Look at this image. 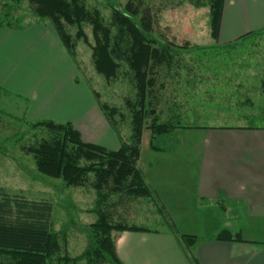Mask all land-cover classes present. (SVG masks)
<instances>
[{"label": "rangeland", "instance_id": "374dc122", "mask_svg": "<svg viewBox=\"0 0 264 264\" xmlns=\"http://www.w3.org/2000/svg\"><path fill=\"white\" fill-rule=\"evenodd\" d=\"M85 1L89 8H98L109 20L110 1L121 7L129 0ZM147 2L155 16L157 35L165 36L167 41L176 45H192L184 52L186 66L192 69L186 68L180 77L167 81L164 96L168 95L159 109H162L159 113L161 120L176 114L179 116L176 125L190 127V130L178 128L169 134L167 143L159 140L156 145L165 149L188 147V139L205 135L199 129L237 125L229 116L231 114L239 118V123L264 125V30L223 44L224 35L218 42L211 36L209 0ZM246 2L249 9L239 18L227 10L224 25L226 21L237 20L251 23L255 20V24L264 25V0H258L256 4L250 0ZM5 3L0 0V22L13 25L0 29V110L8 115L0 117V188L12 194L52 201L54 229L65 234L67 252L77 256L87 248L89 225L97 220V216L90 212L94 207L95 191L88 185L68 187L60 179L40 174L33 156L21 149L22 144L16 143L14 136L23 131L29 132L27 143L37 136H44L39 131L29 130L30 124L39 121L33 120L30 111L40 103L30 105L26 98L36 89L40 90V95L44 91L47 96L54 93L58 101L71 102L63 104L65 112L59 116L54 110L47 111L46 115L60 121L71 119L84 141L98 142L114 151L131 138V116L126 109V98L133 96L132 87L124 78L118 82H107L100 76L94 69L91 49L82 41L77 48V60L73 58L51 22L31 16L28 0H21L16 12H4ZM70 30L75 34L74 28ZM87 32L91 37L90 27ZM100 102L118 107L122 112L115 118L116 125L102 111ZM246 103L248 106L243 107ZM150 124L151 119H148L144 130L147 143L153 136L148 127ZM209 132L213 134L212 130ZM179 154L175 158L184 156L182 152ZM188 159L184 157V160ZM188 165L193 170L192 164ZM147 200L141 198L134 205L130 204V208L119 209L117 220L121 216L122 221L129 225L164 230V220L156 215ZM228 211L223 214L224 218L230 219L231 212ZM190 227L197 228L196 225ZM114 235L117 236L116 233Z\"/></svg>", "mask_w": 264, "mask_h": 264}, {"label": "trees", "instance_id": "16d2710c", "mask_svg": "<svg viewBox=\"0 0 264 264\" xmlns=\"http://www.w3.org/2000/svg\"><path fill=\"white\" fill-rule=\"evenodd\" d=\"M4 1V12H16L21 4V0ZM28 1L31 16L50 21L73 58L77 60V48L82 41L91 49L93 66L100 76L107 82L124 78L130 84L133 96L126 98V109L131 116V138L120 149L112 151L84 141L72 123L52 120L29 123V130L44 134L40 138L36 135L37 138L30 143L25 142L29 132L15 135L16 143L22 144L21 149L33 156L40 174L60 179L68 187L91 186L96 198L90 212L97 216V220L89 225L85 251L72 256L67 252L65 234L54 229L52 201L32 199L0 188V264H123L117 253L114 234L150 230L129 225L121 216L117 220V211L128 201L132 203L143 198L152 200L163 218L168 216L138 168V161L148 119H151L148 127L153 134L151 147L154 150H164L157 147L154 140L182 128L176 125L178 115L171 114L161 120L159 113L162 109H159L168 95L164 96L167 81L180 77L186 68L192 69L184 60V52L192 45H176L167 41L165 36L157 35L155 16L147 0H129L121 7L110 1L109 20L98 8H89L85 0ZM209 2L211 36L218 42L225 0ZM5 25L13 24L0 22V29ZM88 27L91 28V37ZM71 28L76 30L75 34ZM249 35L252 34L239 40ZM1 91L0 87V94ZM100 108L116 125V116L122 114L119 108L101 102ZM2 116L8 117L0 110ZM170 226L174 231V226ZM180 239L189 249L203 240L185 235ZM211 240L241 242L243 239L238 232L222 230ZM187 256L192 264H199L191 251Z\"/></svg>", "mask_w": 264, "mask_h": 264}, {"label": "crops", "instance_id": "0c3cea01", "mask_svg": "<svg viewBox=\"0 0 264 264\" xmlns=\"http://www.w3.org/2000/svg\"><path fill=\"white\" fill-rule=\"evenodd\" d=\"M250 1L254 4L258 2ZM248 9L246 0H225L218 41L224 35L223 44H230L264 30V25L255 24V20L253 23L226 21L224 25L227 10L239 18ZM42 93L40 95V90L34 89L27 95L30 105L40 103L30 111L33 120L69 122L76 126L71 119L60 121L46 115L47 111L54 110L59 116L65 112L63 104L71 102L58 101L54 93L49 96L45 91ZM229 116L238 124L199 129L205 135L188 139V147L154 150L151 147L153 136L147 143L143 132L138 168L144 173L170 221L163 218L152 200H147L156 215L164 220L166 228L162 231L149 229L148 232L117 234V253L123 264H192L187 256L189 251L196 256L199 264H264V125L250 126L239 123L236 115ZM208 129L212 130V135ZM159 140L167 143L169 135ZM179 152L184 156L175 158L180 155ZM184 157L189 159L184 160ZM188 163L192 164L193 170ZM137 201H128L123 208H130V204L134 205ZM224 211L231 212L230 219L224 218ZM169 224L174 226V231ZM192 225L197 228H191ZM222 230L238 232L243 240H211ZM183 235L203 240L189 249L180 239Z\"/></svg>", "mask_w": 264, "mask_h": 264}]
</instances>
